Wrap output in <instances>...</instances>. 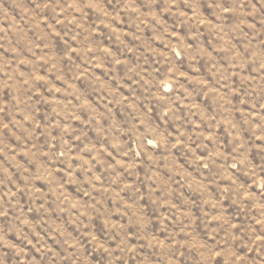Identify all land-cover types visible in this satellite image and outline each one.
<instances>
[{"label": "clouds", "instance_id": "obj_1", "mask_svg": "<svg viewBox=\"0 0 264 264\" xmlns=\"http://www.w3.org/2000/svg\"><path fill=\"white\" fill-rule=\"evenodd\" d=\"M0 264H264V0H0Z\"/></svg>", "mask_w": 264, "mask_h": 264}]
</instances>
